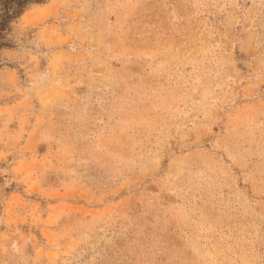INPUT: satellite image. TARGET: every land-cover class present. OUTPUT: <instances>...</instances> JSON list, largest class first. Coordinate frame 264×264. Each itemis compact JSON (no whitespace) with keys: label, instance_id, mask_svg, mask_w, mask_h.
I'll use <instances>...</instances> for the list:
<instances>
[{"label":"rangeland","instance_id":"1","mask_svg":"<svg viewBox=\"0 0 264 264\" xmlns=\"http://www.w3.org/2000/svg\"><path fill=\"white\" fill-rule=\"evenodd\" d=\"M0 63V264H264V0H48Z\"/></svg>","mask_w":264,"mask_h":264},{"label":"trees","instance_id":"2","mask_svg":"<svg viewBox=\"0 0 264 264\" xmlns=\"http://www.w3.org/2000/svg\"><path fill=\"white\" fill-rule=\"evenodd\" d=\"M48 0H0V63L2 52L12 48L8 38L14 24L33 6L46 3Z\"/></svg>","mask_w":264,"mask_h":264}]
</instances>
